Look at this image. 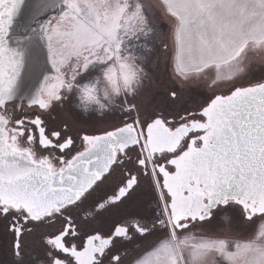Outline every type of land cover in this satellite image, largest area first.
Instances as JSON below:
<instances>
[{
	"label": "snow or ice",
	"instance_id": "snow-or-ice-1",
	"mask_svg": "<svg viewBox=\"0 0 264 264\" xmlns=\"http://www.w3.org/2000/svg\"><path fill=\"white\" fill-rule=\"evenodd\" d=\"M256 72L264 0H0V264H194L184 240L240 223L260 245Z\"/></svg>",
	"mask_w": 264,
	"mask_h": 264
},
{
	"label": "rangeland",
	"instance_id": "rangeland-1",
	"mask_svg": "<svg viewBox=\"0 0 264 264\" xmlns=\"http://www.w3.org/2000/svg\"><path fill=\"white\" fill-rule=\"evenodd\" d=\"M222 72L228 69H220ZM264 73L256 72V76ZM159 88V85H157ZM248 225L240 223L236 227L217 229L207 237H196L184 240L178 251H182L194 257V264H260L256 248L264 246V240L260 245L249 246L245 242L248 239ZM239 241L235 253H230L233 241Z\"/></svg>",
	"mask_w": 264,
	"mask_h": 264
},
{
	"label": "crops",
	"instance_id": "crops-1",
	"mask_svg": "<svg viewBox=\"0 0 264 264\" xmlns=\"http://www.w3.org/2000/svg\"><path fill=\"white\" fill-rule=\"evenodd\" d=\"M244 21H245V30H250L252 35L250 36L251 39H255L256 37V24H257V21H256V18L252 15H248L246 17L243 18ZM252 47H256L257 45L256 44H252L251 45ZM217 67L219 69H228V62L225 61V62H222L221 64H218Z\"/></svg>",
	"mask_w": 264,
	"mask_h": 264
},
{
	"label": "flooded vegetation",
	"instance_id": "flooded-vegetation-1",
	"mask_svg": "<svg viewBox=\"0 0 264 264\" xmlns=\"http://www.w3.org/2000/svg\"><path fill=\"white\" fill-rule=\"evenodd\" d=\"M261 76V75H260ZM260 76H256L255 78H260ZM202 99V98H201Z\"/></svg>",
	"mask_w": 264,
	"mask_h": 264
}]
</instances>
